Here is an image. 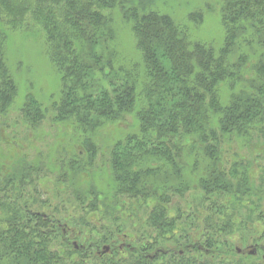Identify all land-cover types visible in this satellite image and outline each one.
<instances>
[{
    "label": "trees",
    "instance_id": "1",
    "mask_svg": "<svg viewBox=\"0 0 264 264\" xmlns=\"http://www.w3.org/2000/svg\"><path fill=\"white\" fill-rule=\"evenodd\" d=\"M158 1L177 0H0V114L16 94L5 59L8 32L38 28L60 79L54 120L84 135L86 155L58 163L61 181L65 171L80 177L92 166L96 131L132 116L137 131L118 138L109 151L108 208L121 201L129 210H150L146 228L134 239L120 226L108 234L77 232L74 218L60 221L33 211L32 198L20 193L19 184L42 173L43 164L42 169L24 163L11 173L0 165V264L248 263L236 259L242 252L228 242L224 250L217 248L237 221L233 204L250 193L246 174L224 170L220 137L246 135L264 125V0H218L217 44L196 40L188 24ZM185 5L186 22L200 27L204 12ZM123 44L133 46L135 59L122 60L124 51L130 52ZM29 103L22 113L33 125L44 112L31 98ZM193 185L214 214L193 216L207 238L182 244L168 204ZM97 193L90 190L86 197L77 191L75 197L93 210L95 201H104ZM117 212L133 219V210L117 206ZM77 219L88 225L86 218ZM83 233L82 243L74 245ZM94 234L98 241L87 243ZM57 238L59 248L53 249ZM164 242L174 247L162 248Z\"/></svg>",
    "mask_w": 264,
    "mask_h": 264
},
{
    "label": "rangeland",
    "instance_id": "2",
    "mask_svg": "<svg viewBox=\"0 0 264 264\" xmlns=\"http://www.w3.org/2000/svg\"><path fill=\"white\" fill-rule=\"evenodd\" d=\"M217 1L177 0L169 3L170 5H165L166 8L170 6L179 21L188 24L193 34L192 37L196 40L217 44L221 40V32L217 23L219 7ZM206 2L209 6L205 7ZM165 5L163 1L157 3L160 8H164ZM182 5H185L189 11L194 9L204 12L203 23L200 27L196 28L193 24L186 22ZM124 39L128 41V37ZM128 43L130 44V41ZM123 45L130 52L124 51L125 54L121 56L122 60L135 59L133 46ZM120 51H122L121 45ZM5 59L15 84L16 94L6 108V112L0 114V165L9 166L10 173L24 163H30L42 169L44 167L41 164L45 166L42 173L33 172L29 176L30 179L26 178L23 184H19L23 198L26 200L32 198L29 201L33 205L32 210L52 215L60 221L70 216L74 218L73 221L79 222L71 225L74 231L89 230L88 235L92 230L94 231L92 233L108 234L117 226H120L124 233L132 239L140 235L146 228L144 224L150 212L147 207L141 206L129 210L128 206L123 207L120 201L116 203V206L111 205V213L107 212L109 209L107 193L110 191L108 189L110 183L109 151L118 138L129 132L137 131L138 126L133 117L126 116L119 126H104L98 132L96 131L93 140L97 144L98 151L92 160V166L85 171V174H78L80 177L65 171L67 177L62 182L60 177L62 171L60 172L58 163L73 160L79 152L80 158L85 157L82 144L84 135L77 132L70 123L54 120L52 105L59 98L60 79L45 52L41 31L33 28L28 32H8ZM29 98L36 102L44 112L43 118L33 125L24 120L22 113V108L29 103ZM220 138L224 170L229 172L235 168L238 170L237 175L246 174L250 193L244 195L242 201L240 196L233 204L236 208L237 221L230 226L232 227L231 234L226 232L220 236L219 240L217 239L220 242L217 248L224 250L222 244L228 242L232 250L238 249L240 250L238 252H242V255L236 252L235 256L242 263L264 264V125L246 135H227ZM76 190L85 193L86 197L87 193L93 190L94 193L98 192L97 194L104 196V201H95L96 206L92 210L88 202L81 203L76 200ZM202 199L203 192L197 185L191 186L182 195L171 197L168 212L174 217V223L178 228L175 238L180 239L182 244L187 240L191 242L195 239L201 242L207 238L206 231L204 234L201 232L202 228H199L201 220L192 221L193 216L203 218L214 214L211 203L208 201L205 203ZM117 206L128 210L129 214L133 210V219L128 217V213L118 216ZM82 217L87 219L88 225L82 224L81 220L77 219ZM248 217L249 224H245ZM84 235L85 233L71 242H74L76 246L80 245ZM96 237L97 234L90 235L87 243L93 240L98 241ZM122 242L124 241H120ZM59 243L60 238L55 239L51 243L53 249H58ZM164 245L166 247L162 248L174 247L172 243L164 242ZM178 247L181 248V246Z\"/></svg>",
    "mask_w": 264,
    "mask_h": 264
},
{
    "label": "water",
    "instance_id": "3",
    "mask_svg": "<svg viewBox=\"0 0 264 264\" xmlns=\"http://www.w3.org/2000/svg\"><path fill=\"white\" fill-rule=\"evenodd\" d=\"M105 250H107V248H105Z\"/></svg>",
    "mask_w": 264,
    "mask_h": 264
}]
</instances>
